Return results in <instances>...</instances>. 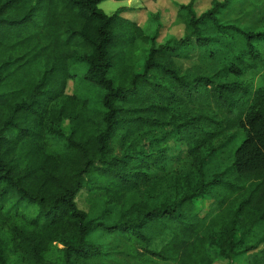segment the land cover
<instances>
[{
    "label": "trees",
    "instance_id": "trees-1",
    "mask_svg": "<svg viewBox=\"0 0 264 264\" xmlns=\"http://www.w3.org/2000/svg\"><path fill=\"white\" fill-rule=\"evenodd\" d=\"M104 1L0 0V264H119L103 237L141 264H264V18L173 0L158 41L163 15ZM77 64L99 107L68 92Z\"/></svg>",
    "mask_w": 264,
    "mask_h": 264
},
{
    "label": "rangeland",
    "instance_id": "rangeland-1",
    "mask_svg": "<svg viewBox=\"0 0 264 264\" xmlns=\"http://www.w3.org/2000/svg\"><path fill=\"white\" fill-rule=\"evenodd\" d=\"M173 0H125V1H113L106 0L99 4V8L106 14L112 15L119 8H128L129 12H125L122 16L132 19L138 25L143 26L147 22L146 13H160L163 15V28L160 30L158 41H161L165 34L173 36H181L182 27L172 24V20L175 15L174 5L171 4ZM187 2L188 0H183ZM210 0H198V11L207 9L209 7ZM133 11V12H132ZM227 16V21L242 26H251L254 31H259L261 28L257 25L260 17L264 18V0H236L232 4V9ZM163 41V40H162ZM193 60L181 61L179 64L183 71H192L194 66ZM70 71L75 74L73 83L74 86L69 83L68 92L75 91L76 95L80 98L87 99L93 107H99L101 105L99 100L103 96L104 92L101 88L95 87L86 83L83 79V72L85 66L83 64L72 65ZM224 156L219 155L211 160L207 169L212 170L214 166H219L223 163ZM97 197L93 196V199H88L86 190H82L76 197V204L80 210L86 212H98L96 205ZM28 216H33L37 213V208L30 206L25 209ZM107 243L111 244V248L114 249L115 260L120 262L119 264H141L135 259H132L126 252V244L119 237H103ZM146 264H160V263H146Z\"/></svg>",
    "mask_w": 264,
    "mask_h": 264
}]
</instances>
